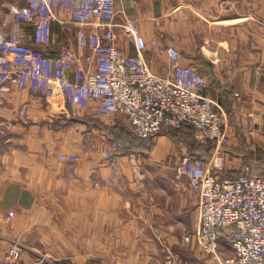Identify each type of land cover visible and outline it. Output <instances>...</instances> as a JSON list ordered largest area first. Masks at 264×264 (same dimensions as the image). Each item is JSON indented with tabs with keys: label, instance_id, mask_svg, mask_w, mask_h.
<instances>
[{
	"label": "crops",
	"instance_id": "obj_1",
	"mask_svg": "<svg viewBox=\"0 0 264 264\" xmlns=\"http://www.w3.org/2000/svg\"><path fill=\"white\" fill-rule=\"evenodd\" d=\"M145 1L118 0L123 15L115 22L136 18L146 44H157L143 53L154 73L170 74L166 48L173 46L178 63L206 74L202 94L228 137L211 156L220 155L232 176L245 166L264 176V0H158L143 8ZM24 7L0 0V42L15 38L49 57L72 54L68 78L81 82L94 66L87 26L62 7L37 44L33 21L15 13ZM128 39L118 36V45L135 55ZM21 83L0 74V259L18 245L22 264H167L168 254L173 264H217L195 238L180 245L184 226L199 224V194L188 174L202 159L166 132L151 138V151L105 156L110 135L99 124L122 127L119 115L98 114L97 100L69 106L58 92ZM60 114L64 125L51 127ZM215 253L232 255L228 231L219 233Z\"/></svg>",
	"mask_w": 264,
	"mask_h": 264
},
{
	"label": "built area",
	"instance_id": "obj_2",
	"mask_svg": "<svg viewBox=\"0 0 264 264\" xmlns=\"http://www.w3.org/2000/svg\"><path fill=\"white\" fill-rule=\"evenodd\" d=\"M25 7L15 10L22 19L33 21L34 41L44 42L49 21L62 7L87 26V43L94 66L81 82L68 78V69L76 62L72 54L49 57L18 39L0 42V74L23 85L27 81L33 92H58L67 105L97 100V113L112 112L123 116L133 135L141 138L190 124L198 141H214L223 146L228 137L220 113L202 94L207 76L196 66L177 62L179 53L166 48L172 63L170 74L154 73L144 57L148 46L136 18L123 16L124 33L133 41L136 54L125 53L118 45L115 18L123 15L116 9L118 0H22ZM26 15V16H24ZM24 19V20H27ZM264 30V21L261 23ZM153 42L149 49L156 51ZM114 149L120 142L113 140ZM64 159L63 155L60 156ZM72 161L76 157H71ZM218 154L189 168L190 185L199 194L198 226L183 235L180 245L186 247L192 238L202 253H212L217 264H264V177L245 166L232 176ZM8 213L6 219H11ZM228 231L232 255L220 258L216 253L219 233ZM21 248L11 246L0 264H22ZM175 256L168 254L166 263Z\"/></svg>",
	"mask_w": 264,
	"mask_h": 264
},
{
	"label": "trees",
	"instance_id": "obj_3",
	"mask_svg": "<svg viewBox=\"0 0 264 264\" xmlns=\"http://www.w3.org/2000/svg\"><path fill=\"white\" fill-rule=\"evenodd\" d=\"M202 62V61H201ZM200 63V62H199ZM98 121L97 119L95 120ZM119 122H117L118 124ZM116 125L109 127L104 124H99V126L106 132H112L114 138L119 139L123 144V149L126 150H136L138 148L143 149H151L152 142L151 138H141L133 135L130 129H124L122 127H118ZM160 134V133H159ZM170 139H182L187 145L190 155L197 156L199 159L206 161L210 158L211 152L214 149L215 142L214 141H198L194 137V130L190 124L182 123L178 128H175L171 131L166 132V134ZM127 142V143H126ZM126 143V144H125ZM263 176V175H261ZM264 177V176H263Z\"/></svg>",
	"mask_w": 264,
	"mask_h": 264
},
{
	"label": "rangeland",
	"instance_id": "obj_4",
	"mask_svg": "<svg viewBox=\"0 0 264 264\" xmlns=\"http://www.w3.org/2000/svg\"><path fill=\"white\" fill-rule=\"evenodd\" d=\"M158 0H148V2L147 1H145L144 2V4H143V8H146L147 6H149V4L150 3H156ZM135 2H137V0H135ZM155 29L156 30H158L159 31V28H160V22L159 21H155ZM115 25H116V27H117V33H118V36H120V37H122L123 39H128L129 37L124 33V31H123V28H122V25H121V22H115ZM152 25V24H151ZM129 40V39H128ZM153 43V41H151V42H148V47H150L151 46V44ZM150 67V66H149ZM54 92V91H53ZM51 94H52V91L50 92ZM50 96V95H49ZM52 101H54V100H52ZM55 103H56V101H55ZM72 106V105H71ZM78 105H76V106H74L75 108L77 107ZM71 116H75V115H72V114H70ZM63 115L62 114H60L57 118H53V120L52 121H50V120H48V118H44V119H42L43 121H45V120H48V121H50V126L51 127H59V128H61L63 125H64V123L62 122L61 123V121H64L63 120V117H62ZM82 117H72V120L73 121H78V122H82V119H81ZM116 120H119V119H121V121H122V126L124 127L123 128V130L124 129H129V126H128V122H127V120L123 117V116H121V115H119V117H117V118H115ZM171 131V130H170ZM108 135H110V140H109V138H108V140L109 141H106L105 142V148H104V152H105V156H117V155H122V156H132L133 155V152H135V150H133V151H130V150H126V149H123L122 147H123V143L119 140V139H117V138H115V139H113L114 138V136H113V133L110 131H108V132H106ZM167 136V135H166ZM169 138V137H168ZM113 140H116V141H119L120 142V146L118 147V148H116V149H114V147H113ZM173 140V139H172ZM174 142H178V143H182V144H184L185 145V147L187 148L186 149V151L184 152V153H189V149H188V147H187V145L185 144L186 142H184V140H182V139H174L173 140ZM127 143V142H126ZM125 143V144H126ZM139 149H142V150H145V151H151L150 149L148 150V149H143V148H139ZM138 150V149H137ZM116 154V155H115ZM61 155H63V154H59L58 156H61ZM64 156V155H63ZM192 227H191V225H185L184 226V229H183V231H182V233L183 234H186V233H189V232H193V230L195 229V228H193V229H191Z\"/></svg>",
	"mask_w": 264,
	"mask_h": 264
},
{
	"label": "water",
	"instance_id": "obj_5",
	"mask_svg": "<svg viewBox=\"0 0 264 264\" xmlns=\"http://www.w3.org/2000/svg\"><path fill=\"white\" fill-rule=\"evenodd\" d=\"M220 1L224 2V1H226V0H220Z\"/></svg>",
	"mask_w": 264,
	"mask_h": 264
}]
</instances>
